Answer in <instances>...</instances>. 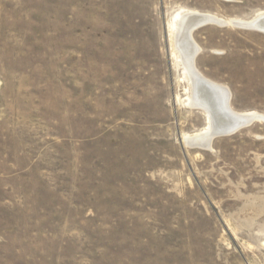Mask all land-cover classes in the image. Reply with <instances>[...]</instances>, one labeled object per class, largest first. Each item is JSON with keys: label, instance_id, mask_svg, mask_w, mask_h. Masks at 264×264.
<instances>
[{"label": "rangeland", "instance_id": "rangeland-1", "mask_svg": "<svg viewBox=\"0 0 264 264\" xmlns=\"http://www.w3.org/2000/svg\"><path fill=\"white\" fill-rule=\"evenodd\" d=\"M180 10L264 0H0V264H264V123L184 145L207 119L183 104ZM193 39L232 108L264 116V33Z\"/></svg>", "mask_w": 264, "mask_h": 264}, {"label": "bare ground", "instance_id": "bare-ground-1", "mask_svg": "<svg viewBox=\"0 0 264 264\" xmlns=\"http://www.w3.org/2000/svg\"><path fill=\"white\" fill-rule=\"evenodd\" d=\"M204 18H211L212 20L217 21L218 23L223 21L228 26L231 27H235V25H244L247 27L255 28L256 29L255 31L264 32V13L258 14L254 18L248 20L238 19V18L223 19L213 14L201 13L192 10H180L173 16L172 18L173 20L170 25L171 31L175 36V44L173 43V45H175L179 51V56L176 53L175 55L178 56L177 59L181 61L183 67V76L188 80L190 85V92H191L190 95L187 97V99H185L183 104H185L186 107L188 106L190 108H195V109H197L198 107L201 108L202 109L201 111L205 114L207 119V126L196 133L184 135L182 139L183 143L184 140H186L187 143H190V141L193 140L207 142L208 141L207 138L209 137V134H211L213 130L212 112L222 114V116L223 115L226 116L224 106H228V103L231 101V96H232V94H229V92L231 93L229 88L220 85L218 83H215L210 79L204 77L196 68L198 72L202 75L203 81L208 85V87H210V89H206V88L203 89V87H200L202 89H199V85L197 84V81L193 74V68L188 63L189 58L199 53L201 49L194 42L193 36L191 37V31L189 30V28H191L193 24L203 20ZM191 84L193 85V94H192ZM230 109L232 113L236 116L244 115V116H253V117H258L260 119H264L263 115H260L256 112H249V111L238 112L234 110L231 105H230ZM205 146H209V145L206 143Z\"/></svg>", "mask_w": 264, "mask_h": 264}, {"label": "water", "instance_id": "water-1", "mask_svg": "<svg viewBox=\"0 0 264 264\" xmlns=\"http://www.w3.org/2000/svg\"><path fill=\"white\" fill-rule=\"evenodd\" d=\"M208 25H218V26H221V27L228 26L223 21L218 23L217 21H214L211 18H204L203 20L193 24L192 27L189 28V30L191 31V37L193 36V33L196 30H198V29H200L202 27L208 26ZM235 27L246 29V30H252V29L256 30L253 27L251 28V27H247V26H244V25H235ZM261 32H263V31H261ZM176 49H177V47H176ZM178 53H179V51H178ZM197 56H198V53L196 55H193L192 57H190L189 60H188V63L193 68V74H194V77H195V79L197 81V84L199 85V89H202L200 87H203V89H205V88L206 89H210V87H208V85L203 81L202 75L196 69V57ZM191 89H192V94H193V85L192 84H191ZM229 94H231V93L229 92ZM231 98H232V96H231ZM230 105H231V101L228 103L229 107L228 106H224L226 116L225 115L222 116V114L213 113L212 112V120H213L212 127H213V130H212L211 134H209V137L207 138V140H208L207 142H201V141H198V140H193V141H190V143H187V141L184 140V144L186 146H188V147H191V148H199V149L210 150L212 148V145H213V143H214V141L216 139L233 136L236 133H238L239 131H241V130H243L245 128H248V127L252 126L255 123H260V122L264 123V119H260L258 117L244 116V115H241V116L234 115L232 113L231 109H230ZM197 109L202 110L199 107ZM206 143L209 146H205Z\"/></svg>", "mask_w": 264, "mask_h": 264}]
</instances>
